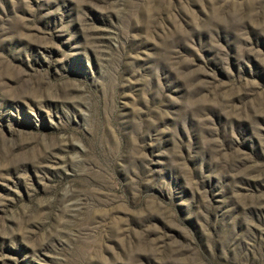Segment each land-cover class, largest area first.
I'll list each match as a JSON object with an SVG mask.
<instances>
[{"label": "rangeland", "instance_id": "rangeland-1", "mask_svg": "<svg viewBox=\"0 0 264 264\" xmlns=\"http://www.w3.org/2000/svg\"><path fill=\"white\" fill-rule=\"evenodd\" d=\"M0 264H264V0H0Z\"/></svg>", "mask_w": 264, "mask_h": 264}]
</instances>
